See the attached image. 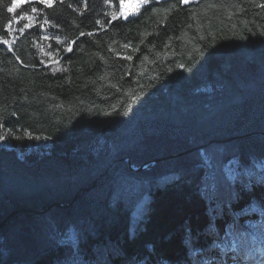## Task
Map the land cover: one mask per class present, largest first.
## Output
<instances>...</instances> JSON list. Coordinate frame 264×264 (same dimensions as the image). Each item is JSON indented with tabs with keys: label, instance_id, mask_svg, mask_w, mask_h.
Instances as JSON below:
<instances>
[{
	"label": "trees",
	"instance_id": "obj_1",
	"mask_svg": "<svg viewBox=\"0 0 264 264\" xmlns=\"http://www.w3.org/2000/svg\"><path fill=\"white\" fill-rule=\"evenodd\" d=\"M13 1L0 264H258L264 0Z\"/></svg>",
	"mask_w": 264,
	"mask_h": 264
},
{
	"label": "rangeland",
	"instance_id": "obj_2",
	"mask_svg": "<svg viewBox=\"0 0 264 264\" xmlns=\"http://www.w3.org/2000/svg\"><path fill=\"white\" fill-rule=\"evenodd\" d=\"M129 1H132V3L131 4H129V5H127V8L129 9V11H128V16H129V13L131 12V13H134L135 12V10H137L138 9V7L142 4V3H145L147 0H125V2H124V5L123 6H125ZM185 1V0H184ZM191 1H193V0H186V2H191ZM28 2H41V3H44V4H52L53 2H54V0H47V2H42V0H14L13 1V4H12V7L11 8H13V11L14 10H16L17 8H19V7H21L22 5H24V4H26V3H28ZM16 6V7H13V6ZM124 12H125V10H124ZM130 13V14H131ZM127 14H125V15H127ZM127 16V17H128ZM25 20V22L27 23V24H31L32 23V19L31 18H25L24 19ZM10 31H11V37H10V41L7 43V45L8 46H10V43L15 39V37H16V32H17V29H16V23H13L11 26H10ZM2 145L4 146V147H6V148H12L6 141H3V143H2ZM259 255H260V257H262L263 258V260H264V256H261V253L259 252Z\"/></svg>",
	"mask_w": 264,
	"mask_h": 264
},
{
	"label": "water",
	"instance_id": "obj_3",
	"mask_svg": "<svg viewBox=\"0 0 264 264\" xmlns=\"http://www.w3.org/2000/svg\"><path fill=\"white\" fill-rule=\"evenodd\" d=\"M175 156H176V155H175ZM163 159H165V158H163ZM163 159H156V160H153V161H150V162H146V163H145L144 165H142L141 167L135 168V167H133V166L131 165L130 158H129V157H125V160L130 164L131 169H133V170H135V171H141V170H143V169H146V168H148V166H149L151 163H156V162H158L159 160H163ZM61 205H62V206H65V205H63V204H61ZM51 207H52V206H48L45 210H41V209H40V210H33V212L36 213V214L43 213V212L49 210Z\"/></svg>",
	"mask_w": 264,
	"mask_h": 264
},
{
	"label": "snow or ice",
	"instance_id": "obj_4",
	"mask_svg": "<svg viewBox=\"0 0 264 264\" xmlns=\"http://www.w3.org/2000/svg\"><path fill=\"white\" fill-rule=\"evenodd\" d=\"M42 2H47V0H42ZM185 2H186V0H185ZM50 6V5H49ZM13 7H16L15 5L13 6ZM10 12L13 10V8H9L8 9ZM33 11H35V9H33ZM121 15L123 16V15H125V13H121ZM113 19H116V17L115 16H113ZM81 35H84L83 33H81ZM89 35H91V34H89ZM4 43H7V41H3ZM68 52H71L73 49H72V47H68L67 49H66ZM0 139H3L2 137H0Z\"/></svg>",
	"mask_w": 264,
	"mask_h": 264
},
{
	"label": "bare ground",
	"instance_id": "obj_5",
	"mask_svg": "<svg viewBox=\"0 0 264 264\" xmlns=\"http://www.w3.org/2000/svg\"><path fill=\"white\" fill-rule=\"evenodd\" d=\"M236 166V165H235ZM234 168V167H233Z\"/></svg>",
	"mask_w": 264,
	"mask_h": 264
}]
</instances>
